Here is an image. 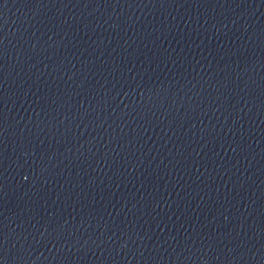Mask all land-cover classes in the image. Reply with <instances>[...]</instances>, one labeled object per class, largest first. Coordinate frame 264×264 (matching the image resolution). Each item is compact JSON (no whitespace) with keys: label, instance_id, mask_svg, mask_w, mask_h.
<instances>
[{"label":"water","instance_id":"95a60500","mask_svg":"<svg viewBox=\"0 0 264 264\" xmlns=\"http://www.w3.org/2000/svg\"><path fill=\"white\" fill-rule=\"evenodd\" d=\"M0 264H264V0H0Z\"/></svg>","mask_w":264,"mask_h":264}]
</instances>
